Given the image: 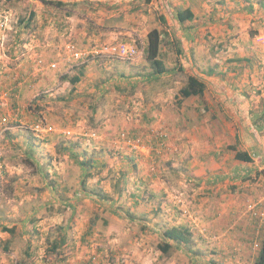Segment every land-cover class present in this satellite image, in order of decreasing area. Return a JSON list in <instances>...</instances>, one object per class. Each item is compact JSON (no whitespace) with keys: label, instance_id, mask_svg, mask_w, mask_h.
Segmentation results:
<instances>
[{"label":"rangeland","instance_id":"rangeland-1","mask_svg":"<svg viewBox=\"0 0 264 264\" xmlns=\"http://www.w3.org/2000/svg\"><path fill=\"white\" fill-rule=\"evenodd\" d=\"M48 4L0 0V15L8 21L0 33V59L7 57L11 67L19 63V30L25 32L22 42H29L26 30L43 19L37 14L51 16V41L37 44L33 53V59L51 62L49 68L39 67L50 69V82L34 89L38 98L25 100L22 119L15 115V101L8 99L7 109L0 107V264H252L250 256L239 259L238 253L258 252L263 222L247 205L235 210V200L245 184L251 191L264 185L254 173L239 177L240 170L252 168L234 164L235 150L228 145L242 150L239 140L223 144V138L232 137L231 123L240 118L264 122L263 50L257 67L247 72L249 66L239 58L224 72H237L235 80L216 76L214 81L213 75L223 70L220 61L214 66L176 58L172 50L180 40L160 18L159 5L146 0ZM32 9L36 17L25 26L19 17ZM99 27L109 28L98 38L83 31ZM152 29L164 35L159 46L167 71L157 77L149 75L146 53H140ZM253 29L251 25L231 36L242 44L245 36L255 38ZM193 38L205 47L214 43V49L230 44L226 39L213 42L208 31ZM122 41L136 46L135 57L123 59L105 49ZM42 47L51 49L50 58ZM72 51L82 56L76 58ZM80 71V80L71 82ZM246 72L255 76L254 82L236 81ZM190 75L205 80L203 96L179 95ZM245 89L251 91L247 108L245 98L215 96ZM38 120L51 125V133L36 135L30 127ZM219 123L233 130L217 140L213 128ZM134 139L137 147L130 144ZM207 142L215 155L208 152ZM213 156L217 165L234 167L233 174L213 176L208 169ZM83 158L95 164L83 169ZM248 204L256 207L258 202ZM182 225L191 233L190 242L161 252V233Z\"/></svg>","mask_w":264,"mask_h":264},{"label":"crops","instance_id":"crops-1","mask_svg":"<svg viewBox=\"0 0 264 264\" xmlns=\"http://www.w3.org/2000/svg\"><path fill=\"white\" fill-rule=\"evenodd\" d=\"M148 3L150 5H159L161 7L162 16L160 18L162 21L173 26L172 29L174 35L180 40V45L177 42V44L174 45L172 51L180 62L184 63V60H187L189 63L190 61L194 62L195 64L214 63V66H217L216 62L220 61L219 67L223 68V70L219 74L213 75V78H215L214 81H216V76L228 77L230 80L231 77H233V80H235L234 76L237 75V72H232L230 75H225L224 72L226 73L227 71H231L233 69V67H231V63H240L239 58L244 59L247 66H249L247 70L244 69L247 72L251 70L249 68L252 66L257 67L258 58H260V55H262L261 51L263 50L264 52V0H149ZM184 8H189L192 11L193 19L179 22L175 16L176 11ZM37 17L39 19L43 18L40 25H36L35 28H32L31 30H26L29 36V42H22L23 34L25 32H23L21 29L19 30V35L17 36L18 42L21 45V51L18 60L19 63L14 64L13 67H11L7 64V57L3 56L0 59V107L2 106L1 109H7V104L10 102L7 100L10 99L11 102L15 101L17 104H19V107L16 108L17 112L15 115H20L19 118L21 117V119L25 117L23 116L25 109L22 107L24 106L23 103H25V100L27 98H30V100L38 98V93L36 91L34 92V89L37 86L41 87L43 84L46 85L51 79L50 69L39 71V67L42 68V65L45 64L47 68H49L47 60L46 63L40 65L34 61L35 59H33V53L38 51L35 46L37 44H45L43 42L51 41V16L43 11L41 14H37ZM191 24L194 25L192 26ZM251 25H253L254 28L252 33H255V38H251V35L250 37L243 36L245 41L240 44V40L238 38L234 39L231 36V34L236 33L240 29L244 31L248 27L251 29ZM104 28L109 27H99L98 31L92 30V28L91 30L83 28V31H85V34H88L89 31H91V36L98 38L99 32L102 34L105 33L103 30ZM207 31L213 34V42H216V40L218 42H222L226 39L230 44L223 43V48L216 46L214 49V43L211 44L210 47H205L202 44H199L203 43L199 41L200 38L195 39L193 40L194 42H192V39H194L193 37H196L198 34H206ZM256 32L258 33L256 34ZM108 34L109 33H107L105 38L110 37V34ZM188 39L191 41L190 44H187ZM196 40L198 43L195 42ZM201 40L204 41V39ZM23 46L30 47L32 51H30L28 54L22 53ZM43 49L44 47H42L40 51ZM44 50L45 56L50 58L51 49L47 52V49ZM163 50L164 48L162 45H160L159 54H162ZM143 51L146 53V47H142L140 53L143 54ZM245 51H247L246 55H244ZM205 70H207L209 73L212 68L208 67ZM247 72L244 73L243 77L236 78V81H240L241 84H243V82H254L253 78H255V76L250 74L251 78H249L247 76ZM204 77L207 76L204 75ZM209 77L211 76L208 75V80H210ZM250 92L251 91L247 89L239 92L229 90L225 94L221 92H218L217 94L215 93V96H223L224 98L232 97V99L233 97L245 98L247 108L249 105L247 103V98L251 97L249 96ZM4 103L6 106H4ZM260 107V111L264 112V105ZM238 112L240 111L238 110ZM239 120L240 123H237V120H235L236 122L231 123L234 126L235 131L232 133V137L228 135L227 137L223 138V144H231L232 139L239 140V145L241 146L242 150L250 153L252 157L251 162H242L240 165L245 166L246 164H249L252 170L247 168H245L243 171L240 170L239 172L241 173H238V175L240 174L239 177H242L241 174L246 175L247 173H254L255 175H259V181H261V183L264 185V122L257 123L253 118L251 120L248 118H243L242 120V118H240ZM214 129V135L216 138H218L219 135L225 136L224 133L228 129L230 132L233 130V128H230V124L228 126L227 123H219L218 127H214L213 130ZM199 139H203L202 134L199 135ZM217 140H219V138ZM192 141L197 142L195 136H193ZM209 144L210 143L207 142L205 147L208 149L209 153L215 155L216 149H214L213 152L212 145ZM216 145L220 146L221 142L218 141ZM218 159L220 162H222L225 157L222 159L218 157ZM215 161H217L215 156L210 157L209 163H211V167L209 165L208 169L210 173L213 174V176L219 173H231V171H234V167L231 168L227 167L226 165L221 167V165H217ZM237 162L239 161L234 159V164H237ZM217 168H223V170L218 172ZM246 185L247 184H245V188L241 187L237 190V192L241 194H239L238 200H235L236 207H234V209L240 211V209L246 208V205L248 206L249 202L257 201L258 204L255 207V211L264 210V186H262V188L258 187L254 189V191H251L253 188L248 190ZM256 185L260 184L257 183ZM218 191V188H215L216 194ZM231 207L232 206L230 205L228 209ZM262 222L263 229L261 230V236L263 237L264 217L261 219V223ZM258 252L254 253V251H250L249 249H243L242 251L239 250L238 258L243 259L240 258V255L244 254L245 257L250 256L254 262Z\"/></svg>","mask_w":264,"mask_h":264},{"label":"trees","instance_id":"trees-1","mask_svg":"<svg viewBox=\"0 0 264 264\" xmlns=\"http://www.w3.org/2000/svg\"><path fill=\"white\" fill-rule=\"evenodd\" d=\"M40 1L43 3H51V0ZM146 1L149 2V0ZM175 16L179 22L193 19V13L189 8L177 10ZM35 17V11L32 9L29 10L26 17L24 15L19 17V22L24 23L25 26H29L30 21L34 20ZM163 37V33H160V31L157 29H152L147 34L146 57L149 62V66L151 67L149 75L152 77H157L167 71L164 61L160 58L159 54V44L161 43L160 41ZM80 74L81 71L71 79V82L74 83L79 81ZM205 89L206 82L202 78L190 75L187 77L186 83L179 88L178 92L181 98H188L190 96H203ZM228 148L235 150L233 157L236 161H252L251 154L247 151L236 149L234 145H228ZM79 161L83 169H85V166L87 165L93 166V164H95V161L92 158H83ZM89 175L91 176V174ZM161 236L162 241L159 242L157 246L158 249L163 253H167L173 244H188L191 239V233L188 227L183 225L167 228L161 233ZM54 249H56V246H52V250ZM252 264H264V236L261 238L258 255Z\"/></svg>","mask_w":264,"mask_h":264},{"label":"built area","instance_id":"built-area-1","mask_svg":"<svg viewBox=\"0 0 264 264\" xmlns=\"http://www.w3.org/2000/svg\"><path fill=\"white\" fill-rule=\"evenodd\" d=\"M7 17L5 15H0V33L3 32L7 28ZM73 48H71L72 50ZM109 54H114L120 58L123 59H132L135 57L137 53L136 46L133 43L130 42H119L113 45H109V47L105 48ZM73 56L76 58H80L82 56L81 52L78 51H72ZM35 62L37 64H43V60L36 57ZM55 64H52L54 66ZM48 66H51V62L48 63ZM3 123L7 121L6 117H2L1 119ZM30 129L36 134V135H42L46 133H51V125L45 124L42 121L38 120L35 123L31 124ZM133 147H137V140H132L130 142ZM248 210L259 216V219L261 220L264 217V210L255 211V205H248Z\"/></svg>","mask_w":264,"mask_h":264},{"label":"clouds","instance_id":"clouds-1","mask_svg":"<svg viewBox=\"0 0 264 264\" xmlns=\"http://www.w3.org/2000/svg\"><path fill=\"white\" fill-rule=\"evenodd\" d=\"M35 135V134H34Z\"/></svg>","mask_w":264,"mask_h":264}]
</instances>
